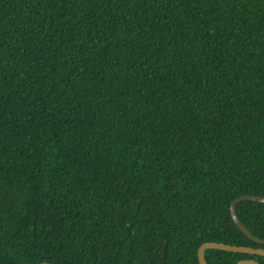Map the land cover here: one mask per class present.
<instances>
[{"label":"trees","instance_id":"16d2710c","mask_svg":"<svg viewBox=\"0 0 264 264\" xmlns=\"http://www.w3.org/2000/svg\"><path fill=\"white\" fill-rule=\"evenodd\" d=\"M243 195L264 197V0H0V264L264 249ZM236 215L264 240V204Z\"/></svg>","mask_w":264,"mask_h":264},{"label":"water","instance_id":"95a60500","mask_svg":"<svg viewBox=\"0 0 264 264\" xmlns=\"http://www.w3.org/2000/svg\"><path fill=\"white\" fill-rule=\"evenodd\" d=\"M242 201H250L255 203L264 204V197L261 196H252V195H243L235 200H233L230 204V215L231 218L236 225V227L250 240L264 245V240L256 239L252 237L249 233V231L243 226V224L239 221L237 215H236V205ZM206 250H218L223 252H231V253H238V254H249V255H258L261 257H264V249L261 248H251V247H245V246H232L224 243H204L200 246L198 249V263L199 264H207L205 259V251ZM39 264H50L46 262H42ZM236 264H258L257 262L253 260H245V261H239Z\"/></svg>","mask_w":264,"mask_h":264}]
</instances>
